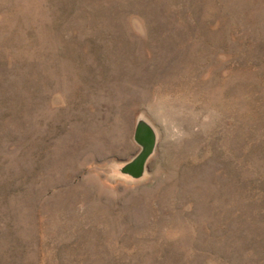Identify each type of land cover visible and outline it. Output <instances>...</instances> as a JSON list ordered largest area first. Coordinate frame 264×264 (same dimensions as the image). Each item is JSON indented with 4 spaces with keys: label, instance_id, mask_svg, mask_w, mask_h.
Here are the masks:
<instances>
[{
    "label": "rangeland",
    "instance_id": "obj_1",
    "mask_svg": "<svg viewBox=\"0 0 264 264\" xmlns=\"http://www.w3.org/2000/svg\"><path fill=\"white\" fill-rule=\"evenodd\" d=\"M0 264H264V0H0Z\"/></svg>",
    "mask_w": 264,
    "mask_h": 264
},
{
    "label": "water",
    "instance_id": "obj_2",
    "mask_svg": "<svg viewBox=\"0 0 264 264\" xmlns=\"http://www.w3.org/2000/svg\"><path fill=\"white\" fill-rule=\"evenodd\" d=\"M133 141L140 147L138 153L119 169L120 174L131 179H140L146 169L147 162L156 147V133L152 126L144 120H138L134 129Z\"/></svg>",
    "mask_w": 264,
    "mask_h": 264
}]
</instances>
